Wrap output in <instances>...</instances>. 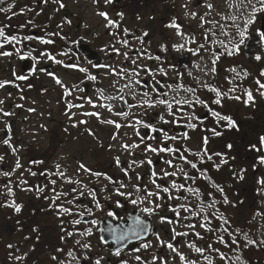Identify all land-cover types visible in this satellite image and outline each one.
<instances>
[{"label":"flooded vegetation","instance_id":"af4514ba","mask_svg":"<svg viewBox=\"0 0 264 264\" xmlns=\"http://www.w3.org/2000/svg\"><path fill=\"white\" fill-rule=\"evenodd\" d=\"M61 2L65 5L64 8H60L59 3L54 2V0H47V2L45 0H5V3L0 5V7L13 5L10 12L0 13V26H8L5 29L6 34L18 35L21 38L25 35L49 38L46 33L59 32L62 36L67 37L66 40H62L60 36H52L50 38L55 43L51 45H45L40 43L39 40H33L24 41L18 45L6 44L3 48H0L1 52L10 51L13 53L11 55L12 59L8 58L9 62H5L4 65L5 71L3 74L6 78L1 80L13 82L3 88V93L0 94V99L4 100V104L0 105V108L5 111H11L13 114L4 116L0 113V155L5 158L3 163L0 164V169L12 171L17 158L20 159L22 164V167L16 170L11 177V186L15 196L9 197L2 194L4 189L0 188V203L15 199L17 203L23 204L20 213H16L11 207H0V227L4 228L2 230L7 237L17 232H19L17 233L18 237H24L23 240H19L20 243L14 244L15 247L12 249L27 253L23 264H57V261L53 260L52 257L57 256L58 259H66V252L69 248H73V241L81 239V237L75 236L61 240V237L65 235L61 229L64 228L71 231L73 226L70 221L74 217L58 216L56 211L50 207L51 202L45 197L53 195L50 191L53 186L49 184L47 176L39 173L43 171L54 172L56 171L55 165L60 164L62 169L67 170L69 176L75 177L77 164L82 162L93 170L107 171L114 178H123L120 170L114 167L113 162V157L120 153L107 150L108 144L115 143L111 140V135L115 131L114 127L101 124L95 117H85L81 113L98 111L103 118L119 119L112 116L105 109H93L87 103V97L90 96L95 101L97 97L96 89L104 88L111 91V83L116 79L115 76H105V69L92 68L89 61L99 64H111L117 68L132 67L130 62L125 61L122 55L111 51L113 46L120 49L121 53L128 51V49L123 48L117 42L118 38H124V28H128L133 36H140L147 31L148 36L144 38L143 46L132 37H128L131 46L133 48L145 47L151 55H159L162 58V66L166 69L169 68V65L175 66V71L169 69L167 78L157 77L158 79H166L169 83L179 82L185 86L198 87L194 79V77H198L200 80L207 81V83L225 92L229 88L236 87V91L230 93V95L240 96L241 99L236 100L225 97L222 100V107L211 103V100L215 99L214 93L206 89H198V95L201 99L207 100L209 107L213 110L233 116L239 124V130L225 127V122L223 121L217 125L207 109L197 106V115L201 117L203 123L193 121L198 126L195 130H187L191 139L183 143H186L188 147L196 151L202 146L203 138L207 136L209 138L207 145L209 153L219 152L228 159V163L223 165L219 171L215 170L210 162L204 165V167L210 169L209 175L225 187L229 197L230 185L238 186L236 182H239L238 184L243 182L246 188L242 187V192H250L252 194L249 196L254 195L256 200H261L262 194H257V189L261 186L258 185L254 188L256 176L262 175L264 178V170H260L259 166L254 167L250 173L247 168L245 171L248 173H245L243 179H234L240 172L241 168L239 167L244 165V160L247 161L245 162L246 164L251 165L253 161L258 162L257 157L259 155L264 154L257 153L251 149L253 144L259 146V138L264 136V96L259 94L257 91L258 85L256 84L257 79L264 82V77L260 75L264 71V61L260 62L251 59L254 54L263 55L264 42L259 39V46L255 47L249 58L243 59L242 57L244 56V45L241 46L238 55H222L216 63V73L205 76L201 69L205 65L209 68L211 67L210 52L201 49L198 55H193L187 50L175 51L172 45L185 43V40L176 35L175 29L168 28L166 25L175 18L177 23L182 25L181 30L186 37L194 35L196 38V43H189L186 47L196 49L199 44L204 43L207 48L214 49L217 52H223V48L218 43L212 42L218 40L226 43L238 41L239 37L236 32H231L229 36L224 37L218 34L213 36L211 32H208V41H205L206 32L203 31V28L199 31L191 30L190 28H193V25H190L187 20L178 17L172 0H115L114 3L107 5L104 0H99L98 3H93V0H61ZM98 11L108 12L111 19L120 22V27L111 29L105 27L107 22L103 17L97 15ZM119 12H123V20L118 17L117 13ZM8 17H11V19H8ZM29 21L32 23H29ZM67 21H71V23L69 24ZM256 23L257 26H251L249 35H257L256 29H259L260 22L257 21ZM61 24L63 27L58 28L57 25ZM22 25L23 27H21ZM16 27H19L17 31H15ZM207 27L209 26L205 28ZM186 29H190V31H186ZM110 33H117L118 36ZM73 41L77 43H73ZM161 45H166L168 51H161ZM16 48H19L21 53L30 52L33 48L36 51L32 52L28 58L21 60L15 52ZM69 49L71 51L68 56L57 55V59L64 60L68 64L79 63L81 66L88 67L90 74L97 75L96 82L87 81L85 74L77 69L65 68L47 58H41L39 63H35L36 72L32 73L34 64L32 57L39 56L41 51L47 50L56 55ZM129 55L132 56L134 53L129 52ZM241 59L247 63L243 64ZM140 63L147 64L153 68L159 64L157 61L147 59L141 60ZM196 65H200V68H197ZM231 68H235L237 72L241 73V76L237 77L236 73L230 72L229 69ZM244 71L248 73L246 78L242 75ZM47 72L55 73L70 88L72 85H79L84 91L75 92L73 96L65 97L63 89L46 74ZM189 72L192 73L191 76L188 75ZM14 73L16 75H26L29 78L23 81L16 80ZM177 73L183 74L182 80H178ZM229 79L233 80L232 84L229 83ZM29 84L32 87L29 88ZM16 85H19V87ZM245 89H251L254 96V101L247 105L244 103L246 100ZM21 95L24 96L23 100L20 99ZM75 97H83V99H76ZM66 101L84 105L83 108L71 109L72 113H76L71 120L69 119L70 113ZM17 104L23 105V107H15ZM29 108H34L35 111L29 112L27 110ZM150 116L155 119L156 112H151ZM80 120H87L88 123L72 127L73 123H78ZM6 125L9 127H6ZM165 127L170 128L171 126ZM212 128L219 131L221 135L214 136L211 131ZM87 129H91L95 136L99 138V141L103 142V148L100 147V143L94 136L89 135ZM141 131L143 133L146 130L141 129ZM175 131L181 132L185 131V129L177 128ZM125 132L131 135L132 129H120L121 134ZM6 138H10L11 145L18 149L15 154H13L8 145L2 143ZM229 144L232 145L231 148H228ZM137 156L139 157V150H137ZM121 159L123 162L128 157L121 155ZM152 159L157 161L159 158L152 156ZM219 159V157H214L217 163ZM33 161H43V163L35 164L32 163ZM156 167L158 171L160 167H165V165L157 163ZM29 168L38 174L31 176L27 171ZM147 169L148 166L145 165L144 169H137V171H141L144 174ZM83 178L84 182L87 183V177ZM20 179L27 180V186L33 187V189L38 184L41 186L47 185V187L44 193L39 195L34 190L21 191L20 187H17ZM51 179L57 181L55 186L57 191L63 190L67 192L72 187H75V185L64 184L57 176H52ZM146 182L147 177H145ZM4 183H7V178L0 176V184ZM198 183L206 185L207 182ZM61 185H63L62 189ZM249 196L246 194L245 198L249 200ZM114 199L120 198L114 197ZM57 203H61V201H57ZM124 203V208L114 209L119 216L127 217L138 214L132 205L127 202ZM172 203L176 202L173 201ZM108 207H113V205L109 204ZM97 215L99 216L100 214L97 213ZM165 215L172 216L173 214L166 211ZM85 219H88V217H85ZM62 220L64 221L63 224L61 223ZM110 220L111 218L104 217V223L98 227L106 228ZM112 223H119V221H113ZM151 223L154 231H159L162 237L168 238L166 230L170 228L169 225H161L159 217H152ZM250 225L248 224L246 227L249 236L253 232L252 223ZM88 226L81 224L75 227L83 230ZM34 228L37 231H33ZM197 230L201 231L199 226H197ZM99 235L101 233L94 230L93 236L88 238L94 246L92 255L94 257L96 254L103 255L109 264H116V261L120 258L111 255L108 249L111 247L115 250L118 245L112 241L107 232L104 235L109 243L107 246L101 245L98 241ZM25 237H28V239H25ZM149 238L154 241V237ZM131 247L132 245H129V248ZM58 248H63L65 251L58 252ZM246 249L248 250V247ZM184 251L190 255L188 249H184ZM162 254L167 255V249H164ZM77 255H79V250H77ZM121 255L123 259H130L136 253H130L128 249H125ZM13 260L15 259L10 258V264H14ZM131 264H137V262L132 260ZM177 264H179L178 260Z\"/></svg>","mask_w":264,"mask_h":264},{"label":"snow or ice","instance_id":"6c2138e0","mask_svg":"<svg viewBox=\"0 0 264 264\" xmlns=\"http://www.w3.org/2000/svg\"><path fill=\"white\" fill-rule=\"evenodd\" d=\"M54 2L59 3L60 8L65 7L61 0H54ZM98 2L99 0H93V3ZM114 2L115 0H104L106 5ZM4 3L5 0H0V5ZM240 4L244 8L250 9V12L243 20V25L235 23L237 16L227 17V19L233 21V26L236 28L239 40L228 43L222 40L212 42L218 43L223 48V52L207 48L204 43L199 44L196 49L186 47L189 43H196V38L194 35L186 37L185 33L181 30L182 25L177 23L175 18L166 27L175 29L176 35L185 40V43L173 44L172 48L177 52L187 50L193 55H198L201 49L209 51L211 67L209 68L205 65L201 71L204 72L205 76L214 75L216 73V63L220 57L225 54L228 56L238 55L241 46L245 44L248 38L251 26L256 22L257 15L264 14V0H255V2L254 0H240ZM199 6L200 0H197V7ZM204 6L209 9V12L214 7L211 3H207ZM12 7L13 5L0 7V12H10ZM183 7L187 8L188 5L185 4ZM229 7L231 8L233 5L229 4ZM236 7H239V5H236ZM208 14L205 13V15ZM97 15L103 17L107 22L105 27L110 29L120 27V22L111 19L108 12L98 11ZM117 15L120 20H123V12H119ZM185 15L195 19L198 13L186 12ZM8 19H11V17H8ZM200 20L201 27H203L206 21L203 16L200 17ZM29 23L32 22L29 21ZM67 23L70 24L71 21H67ZM211 23L215 25L218 22L212 21ZM7 27V25L0 26V48H3L6 44L18 45L24 41L33 40H39L42 44L51 45L55 43L50 38L52 36H60L62 40L67 39V37L62 36L59 32L46 33V36L49 38L31 35H25L21 38L18 35L6 34L5 29ZM57 27L62 28L63 25H57ZM219 27L222 30L221 34L225 36L230 35V33L223 30V25H219ZM208 32H211L213 36L217 35L216 32L210 29L206 30L205 41H208ZM256 33L259 39L264 42V31L256 29ZM110 34L118 36L117 33ZM147 36V31L143 32L140 36H133L128 28H124V38H118L117 42L123 48L128 49V51L121 53L120 49L114 46L111 48V51L122 55L125 61L130 62L132 66L130 68H117L111 64H99L89 61L92 68L105 69V76H115L116 79L111 83V91L97 88L96 100L94 101L89 96L87 97V103L93 109H105L112 116L119 119L103 118L102 114L98 111H85L81 115L95 117L99 123L114 127L115 131L111 135V140L115 143L108 144L107 150L120 153L113 157V162L114 167L120 170L123 178H114L107 171L93 170L82 162H78L77 164L75 177L69 176L67 170L62 169L60 164L55 165L56 171L54 172L43 171L39 173L40 175L47 176L49 184L53 186L50 189L53 195L45 197V199L50 200V207L56 211L58 216L74 217L70 221L73 226L71 231L64 228L61 229L65 233L61 237V240L75 236L81 237V239L73 241V248L67 250L66 259L61 260L57 256H53L52 259L56 260L57 264H73V262L74 264H102V262L103 264H109L103 255L96 254L95 257L92 255L94 246L88 238L93 236L95 230L101 233L98 236V241L101 245L107 246L109 243L105 238V232L118 245L115 250L111 247L108 249L111 255L120 258L116 261V264H131L132 260L136 261L137 264H177V260L179 264H215L214 256L219 261L231 260L232 258L225 251H222L219 246L237 253L235 264H247V261L243 260L240 254L242 248L264 245V239L257 241L250 238L247 232L236 226L234 221L220 210L218 205L232 207L236 205L229 199L225 187L209 175L210 169L204 167V165L210 162L212 167L219 171L223 165L228 163V159L219 152L209 153L207 148L209 138L207 136L203 138L202 146L196 151L188 147L186 143H183L191 139L187 130H195L198 126L193 121L203 123L201 117L197 115V106L207 109L215 119L217 125L223 121L225 122V127L239 130L237 120L231 115H225L210 108L208 101L201 99L198 95V89H206L214 93L215 99L211 100V103L220 105L221 107L222 100L225 97L236 100H240L241 97L230 95V93L236 91L235 86L225 92L207 83V81L200 80L198 77H194L198 87L185 86L179 82L169 83L166 79H158L157 77L167 78L169 69L175 71V66L169 65V68L166 69L162 66V58L159 55H151L145 47L133 48L128 38L132 37L143 46L144 38ZM73 43L77 42L73 41ZM160 49L163 52L168 51L166 45H161ZM35 51L36 49L33 48L30 52L21 53L19 48L15 49L16 54L21 60L28 58ZM70 51L71 49L57 53L56 55L47 50L41 51L39 56L32 57L34 61L32 73L36 72L35 63H39L41 58H47L65 68L77 69L79 72L85 74L87 81L96 82L97 75L90 74L88 67L81 66L79 63L68 64L64 60L57 59V55L68 56ZM129 52H133L134 55L130 56ZM0 55L11 56L13 53L4 51L0 52ZM261 58L260 55H256L255 57L257 61ZM143 59L154 60L159 62V64L153 68L147 64L140 63ZM196 67L200 68V65H196ZM229 71L236 73L237 77L241 76V73L237 72L235 68H231ZM46 74L63 89L65 97L73 96L75 92L84 91L79 85H72L70 88L53 72H47ZM14 75L16 80L23 81L29 78L26 75H16L15 73ZM188 75L191 76L192 73L189 72ZM242 75L246 78L248 73L244 71ZM260 75L264 77V71ZM177 78L178 80H182L183 74L177 73ZM11 83L13 82L8 80L0 81V89L5 88ZM229 83L232 84L233 80L229 79ZM256 84L258 85L257 91L261 96H264V82L257 79ZM16 86L19 87V85ZM28 87L30 88L32 85L29 84ZM244 95L246 96V100L244 101L246 105L254 101L251 89H245ZM75 98L83 99V97ZM20 99L23 100L24 96L21 95ZM3 104L4 100L0 99V105ZM66 105L70 113L66 114H69L70 120L76 115V113L71 112L72 108L84 107L83 104H73L70 101H66ZM15 107L19 108L23 107V105L17 104ZM27 110L29 112L35 111L34 108ZM153 111L156 112L155 119H152L150 116V113ZM0 113L4 116L13 114L11 111H5L3 108H0ZM86 123H88L87 120H80L78 123H73L72 127ZM169 125L171 126L170 128L165 127ZM6 127L9 126L6 125ZM121 128H131V135L126 132L121 134ZM177 128L185 129V131L176 132L175 129ZM141 129L146 131L142 133ZM87 131L89 135L94 136L98 140L100 147L103 148V142L99 141V138L95 136L92 130L87 129ZM211 131L214 136L221 135L215 128H212ZM2 143L8 145L13 154L18 151L17 148L11 145L10 138L4 139ZM231 147L232 145L229 144L228 148ZM251 149L257 153H264V136L259 138V146L253 144L251 145ZM137 150H139V157L137 156ZM121 155H126L128 159L122 162ZM152 156L159 159L154 161ZM214 157L220 158L218 163L214 160ZM4 159V156L0 155V164L3 163ZM257 160L259 165H264V154L259 155ZM32 163L41 164L43 161H33ZM157 163L165 165V167H160L157 171ZM145 165L148 166L146 173L142 174L141 171H137V169H144ZM21 167L20 159L17 158L12 171L0 169V176L7 178V183L0 184V188L4 189L2 194L9 197L15 196V192L11 186V177ZM27 171L31 176L38 174L30 168ZM244 171L245 169L240 170L239 179L244 178ZM52 176H57L64 184L75 185V187H72L67 192L63 190L57 191L55 187L57 181L51 179ZM83 177H87V183L84 182ZM145 177H147L146 183ZM198 182L207 183L206 185H202ZM258 183L261 187L257 189V194H264V178H261ZM27 185V180L20 179L17 187H20L21 191L34 190L38 195L43 194L47 187V185L41 186L38 184L33 189V187ZM62 188L63 185H61ZM114 197H119L120 199H114ZM62 198L64 199L62 200ZM57 201H61V203H57ZM173 201L176 203H172ZM124 202L132 205L138 214L127 217L119 216L114 209L124 208ZM109 204L113 205V207H108ZM0 207H11L16 213H20L23 204L17 203L15 199H11L6 203H0ZM166 211L171 212L173 215H165ZM97 213L100 215L98 216ZM85 217H88V219H85ZM104 217L111 218L107 227H98L104 223ZM152 217H159L161 225L167 224L170 226L166 230L167 239L162 237L159 231H154L153 224L151 223ZM113 221H119V223L113 224ZM61 223L63 224L64 221L62 220ZM81 224L89 226L83 230L75 227ZM197 226H199L201 231L197 230ZM33 231H37V229L34 228ZM149 237H154V241ZM25 239H28V237H25ZM241 240L243 244H241ZM129 245H132V247L129 248ZM7 247L13 249L15 246L8 244ZM125 249H128L130 253H136V255L131 256L130 259H123L121 254ZM164 249H167V255L162 254ZM184 249H188L190 253H195V258L186 254ZM77 250H79V255H77ZM57 251L64 252L65 250L58 248ZM10 255L15 260L22 261L26 258L27 253L23 255Z\"/></svg>","mask_w":264,"mask_h":264},{"label":"rangeland","instance_id":"374dc122","mask_svg":"<svg viewBox=\"0 0 264 264\" xmlns=\"http://www.w3.org/2000/svg\"><path fill=\"white\" fill-rule=\"evenodd\" d=\"M172 2H173V5L175 6V10H176L178 17L180 19L187 20L190 23V25H193V28H190L191 30L193 29V30L199 31V30H202L203 28V31L206 32V30H209L211 28L210 29L211 31L216 32L221 37L222 36L224 37L225 35L221 34L222 30L219 27V25H223L224 26L223 30L227 31L230 34L231 32L232 33L236 32V28L233 26V21L231 19H227V17L233 16V15L237 16V20L235 21V23L242 26L244 18L250 12V9H246L244 8L243 5L240 4V0H227V2L226 0H200L199 7H197V0H172ZM207 3H211L214 5L213 9L210 12H209V9H207L204 6ZM185 4L188 5L187 8L183 7V5ZM229 4L233 5V7L230 8ZM236 5H239V7H236ZM257 7H259V5H257ZM186 12H196L198 13V15L195 19H192L190 16L185 15ZM0 13L3 14L4 12H0ZM205 13H209V14L205 15ZM201 16H203L204 20L206 21L203 24V27H201V20H200ZM260 17H261V14H258L256 18V22L259 21ZM212 21H216L218 23L214 25L213 23H211ZM256 22L252 26H257ZM206 26H209L207 27L209 29L205 28ZM18 28L16 27L15 31H17ZM190 29H186V31H190ZM256 55L257 54H254L253 57H251V59L257 61L255 59ZM260 56L262 58L259 61L260 62L264 61V53L263 55H260ZM242 57L243 59H245V56H242ZM8 58L10 60L12 59L11 56L0 55V81L6 78L4 77L5 75L3 73L5 71V68H4L5 62H9ZM241 62L243 64L247 63V62H243L242 59H241ZM2 93H3V90L0 89V94ZM254 165L259 166L260 170H264V165H259L257 161H253V163L247 169L249 173L252 171V168L254 167ZM248 172L245 171L243 173V176L245 175V173H248ZM239 174L240 172H238L234 180L239 179L238 178ZM261 178H263L262 175L256 176L255 181H254L255 186L259 185L258 181ZM249 197H250V203L247 204L246 214L242 218L241 216H238V220L241 219L239 220V222L245 223V225H248V224L250 225L252 223V226L254 227L255 231L260 235H264V215L262 217V214H264V194H262L261 200L259 201H257L253 196H249ZM259 224H261V226ZM2 229L4 228L0 227V231ZM17 233H14L13 235H9L7 237L6 233L2 230L0 234V264H10V258L12 259V256L10 254L23 255L26 253V252L14 251L7 247L8 244L14 245L16 243H20L19 240H23L24 237H18ZM241 244H243L242 240H241ZM243 260L245 259L243 258ZM13 262L14 264H23V260L22 261L13 260ZM224 263H220V264H224ZM231 264H235V259L232 260ZM247 264H254V263L247 261Z\"/></svg>","mask_w":264,"mask_h":264},{"label":"trees","instance_id":"16d2710c","mask_svg":"<svg viewBox=\"0 0 264 264\" xmlns=\"http://www.w3.org/2000/svg\"><path fill=\"white\" fill-rule=\"evenodd\" d=\"M245 162H247V161L244 160V165L240 166L239 168L246 170L250 166L248 163L246 164ZM238 183L239 182H236V184L238 186H234L233 184H231L230 187H229V195H230L229 199L232 200L235 203L236 206L232 207V206L218 205V207L220 208V210L222 212L225 213L226 216H229L234 221L236 226H239L240 228L243 229V231L246 232L245 223L239 222V220H241V219L238 220V216H241V218H242L246 214V207H247V204L250 203V199L248 200L247 198H245V195L247 194V196H249L252 193H250V192H248V193L242 192L241 188L242 187L246 188V185H243V182H241L240 184H238ZM262 217H263V214H262ZM239 224H241V225H239ZM260 226H261V224H260ZM255 233L256 232H253V239H256ZM200 243H202V242H200ZM219 247H221V250L225 251L228 254L229 257L231 256V254H233L230 250L224 249L223 246H219ZM250 250H245V253L249 255L250 254ZM253 250H255V252H257V253L261 252V255H263V257H264V248L263 247L261 248V247H258V246H254ZM245 253L242 250L240 251V254L242 256L246 255ZM235 254H237V253H235ZM190 255L193 258H195V253H190ZM260 258H262V257L259 255L256 258H254L252 261L254 263H256V264H262L263 261L258 262V260ZM214 259H216L215 256H214ZM215 264H217V263H215Z\"/></svg>","mask_w":264,"mask_h":264},{"label":"water","instance_id":"95a60500","mask_svg":"<svg viewBox=\"0 0 264 264\" xmlns=\"http://www.w3.org/2000/svg\"><path fill=\"white\" fill-rule=\"evenodd\" d=\"M260 30L264 31V14L260 18ZM259 44V38L256 35H250L244 45L246 57H250L254 47ZM127 222V221H125Z\"/></svg>","mask_w":264,"mask_h":264}]
</instances>
